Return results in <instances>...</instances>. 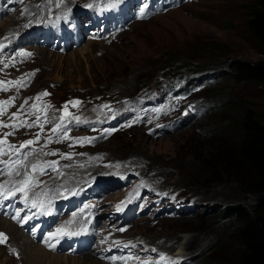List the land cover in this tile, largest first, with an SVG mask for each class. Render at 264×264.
Returning a JSON list of instances; mask_svg holds the SVG:
<instances>
[{
  "label": "rangeland",
  "instance_id": "1",
  "mask_svg": "<svg viewBox=\"0 0 264 264\" xmlns=\"http://www.w3.org/2000/svg\"><path fill=\"white\" fill-rule=\"evenodd\" d=\"M13 2L6 4L15 13L0 14V56L13 67L0 64V165L15 170L10 177L0 176V183L15 182L14 190H26L27 199L37 205L56 206L63 213L55 223L58 228H88L92 239L100 231V241L113 236L114 241L104 243V264H234L241 249L232 234L235 220L219 210L243 200L238 177L245 167L232 158L243 135L244 112L249 110L264 125V84H236L224 71L229 60H264L244 26L253 0H180L176 7L131 22L115 37L108 33L110 41H96L99 35L65 54L28 45L13 50L29 16L38 23L51 9L43 8V0ZM106 3L98 5L103 8L98 13L113 25L121 7L108 11ZM70 5L83 10L81 0ZM32 9L35 14L23 23L20 17ZM58 24L53 20L41 27ZM103 28L98 26L97 35ZM14 29L16 35L8 37ZM176 58L180 61L167 65ZM10 84L28 85L20 102L24 113L17 102L2 98ZM34 100L42 103L39 115ZM61 108L68 109L64 117ZM73 108L84 128L66 134L50 123L51 117L53 123H65ZM91 124L96 127L85 128ZM25 173L30 179L37 173L38 180L27 183L21 179ZM135 183L147 190L134 194L136 204L128 211ZM63 195L72 202L56 205ZM118 204L126 217L118 216L121 210L114 214ZM16 210L30 222L26 208ZM6 218L0 215L8 223L14 219ZM16 218L13 224L21 229ZM54 228L47 239L55 238ZM0 234V242H6L0 245V264H26L19 249L6 252L12 242L5 231ZM30 234L23 240L29 242ZM47 239L30 242L69 257L59 264H91L80 256L87 252L70 255L59 246L60 252L50 251ZM139 241L144 251L136 249ZM15 252L25 258H14Z\"/></svg>",
  "mask_w": 264,
  "mask_h": 264
},
{
  "label": "trees",
  "instance_id": "2",
  "mask_svg": "<svg viewBox=\"0 0 264 264\" xmlns=\"http://www.w3.org/2000/svg\"><path fill=\"white\" fill-rule=\"evenodd\" d=\"M246 15L245 29L264 56V0H253ZM176 61L180 60L170 59L167 65ZM224 74L236 84H264V60H229ZM242 131L232 161L245 167L238 177L243 200L219 211L235 220L232 234L241 249L234 264H264V125L246 110Z\"/></svg>",
  "mask_w": 264,
  "mask_h": 264
},
{
  "label": "bare ground",
  "instance_id": "3",
  "mask_svg": "<svg viewBox=\"0 0 264 264\" xmlns=\"http://www.w3.org/2000/svg\"><path fill=\"white\" fill-rule=\"evenodd\" d=\"M4 1V3H7V1L8 0H3ZM2 1V2H3ZM11 1V0H10ZM60 2H61V4H62V8H61V10H66L67 9V5H70V3L71 2H73V0L71 1V0H59ZM82 1V3H86L87 4V6L89 7V5H91V7L93 6V3L94 2H99L100 4H105L106 2L104 1V0H81ZM109 1V0H108ZM10 5H12L11 3H9ZM46 5H47V3H46ZM37 6V5H36ZM80 8V7H79ZM42 9V5H40L39 7H38V11H39V13H40V10ZM82 9V8H81ZM78 11H81L83 14L79 17V16H77L76 14L78 13ZM9 12V11H8ZM43 12H44V10H43ZM100 12V11H99ZM46 13V12H45ZM35 14V12H34V10L32 9V10H30V12H28L25 16H22V17H20V19H22V21H23V23H25L26 22V16H28V15H34ZM44 14V13H43ZM34 17H36V16H29V22L27 23L26 22V25L27 24H29V25H39V23H42V18H40L42 21H39V18H38V23H35V21H33L32 19L34 18ZM72 17H73V19H74V24L75 25H80V21L82 20V23H81V26L83 25V22H84V25L85 26H88L91 30H93V27L94 26H91V25H89L88 23L91 21V16H90V13L88 12V11H83V10H80V9H74L73 10V15H72ZM71 17V18H72ZM152 17V16H151ZM70 18V19H71ZM90 18V19H89ZM7 21V20H6ZM70 21V20H69ZM20 22V21H19ZM18 22H15L14 24L17 26H19V24H17ZM86 23H87V25H86ZM97 23H104L98 16H97V19H96V21L94 22V23H92V25H94L95 24V27H96V25H97ZM91 24V23H90ZM105 24V30L106 31H108L109 29H110V27L112 26V23H109V22H105L104 23ZM22 24H20V26H21ZM63 25V24H62ZM22 27V26H21ZM24 27V26H23ZM80 27V26H79ZM78 27V28H79ZM25 28V27H24ZM77 28V27H76ZM18 29V28H17ZM80 30H81V28H79ZM15 30V29H14ZM18 31V30H17ZM7 33V32H6ZM8 33H10L9 31H8ZM12 33V32H11ZM6 35V34H5ZM1 40V39H0ZM4 42V41H3ZM43 50H39V53H41ZM45 52H48V51H45ZM26 80H28V78H25V81L23 80V79H21L20 78V82H26ZM28 82V81H27ZM73 112L75 113L74 114V116H72L68 121H67V123L66 124H70V122H75V124L74 125H76V126H80V127H83L82 125H80L79 123H77V120H78V111H75L74 110V108H73ZM6 117V116H5ZM130 120V119H129ZM11 121V120H10ZM99 124V123H98ZM135 124H141V122L140 121H135ZM96 125V124H95ZM2 142V141H1ZM5 143V142H4ZM1 145V144H0ZM2 146H4V145H2ZM3 150H4V148H3ZM7 151V150H6ZM5 151V152H6ZM4 152V151H3ZM10 155V157L12 156L11 154H9ZM0 160H4V156L3 155H1L0 154ZM9 161V160H8ZM121 169V172L122 171H124V169H125V167L123 166V167H121L120 168ZM10 170H15L14 168H13V166L12 165H10L8 168H4V167H2L1 165H0V176H5L6 178L7 177H10V175H11V172H10ZM129 172H131L130 170H129ZM159 172V174H161L162 176H163V173H162V171L160 172V171H158ZM157 172V173H158ZM132 173H133V171H132ZM37 174V173H36ZM34 175L35 177L34 178H32V179H30V178H25L26 177V173L21 177V179H26V181H27V183L30 181L31 183H34V182H36L37 180H38V175ZM129 174V173H128ZM137 176V175H136ZM32 177V176H31ZM0 184H2V183H0ZM145 186H147V185H145ZM151 185H150V183H149V186H148V188H151L150 187ZM143 188H142V186H137L136 185V183L134 184V186H133V204H129V207H126V209L128 210V211H132V209H133V206H135V204H136V202H135V196H134V194L136 193H138V191H140L141 192V190H142ZM144 190H147V188H144L143 189V191ZM132 191V190H131ZM149 191H150V189H149ZM91 195H93V194H91ZM90 196V195H89ZM92 197V196H91ZM130 199V196L127 198V199H125V202L127 203V205H128V201L127 200H129ZM64 200H65V195H63V197H62V199L57 203V204H60V206H62L63 205V203H64ZM72 201H70L69 203H71ZM135 202V203H134ZM52 206V205H51ZM126 209L124 210V211H126ZM63 212V211H62ZM121 212H123L122 210H121ZM62 214L63 213H59V212H57L56 211V209L55 210H52V217L54 218V217H56L57 219H61V216H62ZM117 215V214H116ZM2 219V218H1ZM0 219V231L2 232V230L3 231H5L8 235H9V238H10V240H11V242H12V246L10 247L9 246V249H7V253H10L12 250H15L14 249V247L16 248V249H19L20 250V253L19 254H24L23 256H27V258H25V263L26 264H59L60 263V261L61 260H63V259H67V258H69L68 256H64V255H58V254H53L52 252H48L47 250H45L43 247H40L38 244H33V243H31L30 241V243L29 242H27V241H25V240H23V236H24V234H23V232L21 231V229L20 228H18V227H16L13 223H8L5 219H3V220H1ZM172 219H174V218H172ZM3 221V222H2ZM122 221L124 222V220L122 219ZM174 221V220H173ZM138 222H136L135 224H137ZM100 231H98V232H96V234H95V238L93 239L94 240V245H90V247L88 248V250H86V252L87 253H83V254H81L80 256H83L85 259H87V260H89L90 261V263L91 264H104V262H102L103 260H104V257H105V255H104V251H105V247H106V245L104 244V243H106V242H108V241H111V240H113L114 241V239H112V238H114L113 236H111V235H108V238H105L103 241H100L101 239H103V238H101V234H103V233H101ZM90 238H92V236H91V234H89L88 235ZM25 237V236H24ZM109 237H112V238H109ZM123 238H126V237H123ZM129 238V237H128ZM128 238H126L125 240H128ZM175 239L176 238H173V244H175L174 242H175ZM23 240V241H22ZM27 240V239H26ZM23 242V244L25 245V246H23V245H21V243ZM6 242H0V245H2V244H5ZM93 243V242H92ZM184 244H186V242H183V245ZM141 245V241H139V246H137L136 247V249H138V250H143L144 251V248L143 247H141L140 246ZM188 245V244H187ZM184 247V246H183ZM182 247V248H183ZM109 249H110V252L111 253H115V249H113L112 247H108ZM181 249V248H180ZM119 250V249H118ZM180 250H178V254H180ZM19 254L18 253H16L15 252V255H14V258H16V259H20L21 260V258H22V256L20 257L19 256ZM24 258H22V259H24ZM101 260V261H100ZM22 262V261H21ZM145 263V262H144ZM172 263V262H171ZM170 263V264H171Z\"/></svg>",
  "mask_w": 264,
  "mask_h": 264
},
{
  "label": "snow or ice",
  "instance_id": "4",
  "mask_svg": "<svg viewBox=\"0 0 264 264\" xmlns=\"http://www.w3.org/2000/svg\"><path fill=\"white\" fill-rule=\"evenodd\" d=\"M89 7H91V5H89ZM48 93H43V95H47ZM78 103V102H77ZM65 107H67V105H65ZM90 142V141H89ZM27 144H31V143H33V141H28V142H26ZM22 147L24 146V145H21ZM36 167V165H33V168H35ZM72 194H75V193H72ZM117 210L119 211V210H121V206L120 205H117ZM121 230H123V229H121ZM58 232L59 231H62L61 229H58L57 230ZM0 235H3V234H0Z\"/></svg>",
  "mask_w": 264,
  "mask_h": 264
}]
</instances>
